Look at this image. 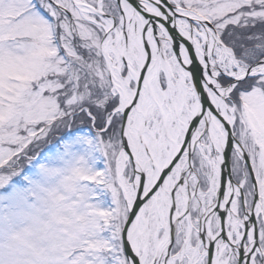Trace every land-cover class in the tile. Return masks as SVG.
I'll list each match as a JSON object with an SVG mask.
<instances>
[{
	"label": "snow or ice",
	"instance_id": "1",
	"mask_svg": "<svg viewBox=\"0 0 264 264\" xmlns=\"http://www.w3.org/2000/svg\"><path fill=\"white\" fill-rule=\"evenodd\" d=\"M0 264H264V0H0Z\"/></svg>",
	"mask_w": 264,
	"mask_h": 264
}]
</instances>
